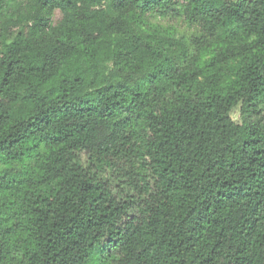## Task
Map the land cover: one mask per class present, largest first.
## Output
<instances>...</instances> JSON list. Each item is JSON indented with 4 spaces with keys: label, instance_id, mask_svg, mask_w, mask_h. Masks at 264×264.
I'll return each mask as SVG.
<instances>
[{
    "label": "trees",
    "instance_id": "16d2710c",
    "mask_svg": "<svg viewBox=\"0 0 264 264\" xmlns=\"http://www.w3.org/2000/svg\"><path fill=\"white\" fill-rule=\"evenodd\" d=\"M0 264H264V0H0Z\"/></svg>",
    "mask_w": 264,
    "mask_h": 264
},
{
    "label": "rangeland",
    "instance_id": "374dc122",
    "mask_svg": "<svg viewBox=\"0 0 264 264\" xmlns=\"http://www.w3.org/2000/svg\"><path fill=\"white\" fill-rule=\"evenodd\" d=\"M60 17L59 13L57 12L55 14V20H58ZM230 117L232 118L233 121L235 122H239L240 121V113H239V107L235 108L232 110V112L230 113Z\"/></svg>",
    "mask_w": 264,
    "mask_h": 264
}]
</instances>
